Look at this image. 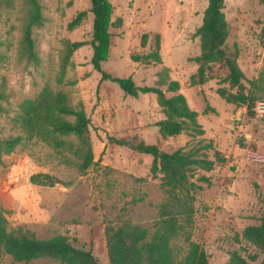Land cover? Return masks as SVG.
<instances>
[{"label": "rangeland", "instance_id": "374dc122", "mask_svg": "<svg viewBox=\"0 0 264 264\" xmlns=\"http://www.w3.org/2000/svg\"><path fill=\"white\" fill-rule=\"evenodd\" d=\"M110 1L113 24L103 69L117 77L132 76L137 85L153 86L159 69L168 66L190 107L198 111L203 133L188 128L177 136L160 138L156 123L164 114L156 95L133 97L115 82L102 81L91 62V45L74 52L64 80H59L65 42L92 38L91 0H40L45 20L33 33L37 62L22 52L28 0H0V92L4 95L0 137H23L13 152L0 156V208L9 229L32 231L42 239L67 235L73 245L92 249L101 264H108L106 229L131 222L153 230L168 201L163 174L151 171L152 156L109 139L134 138L158 144L164 151L182 149L214 161L210 170H195L192 222L172 241L178 256L186 254L189 238L206 251L210 264H231L235 253L248 264H260L264 253L243 237V231L264 217V114L256 111L257 103L264 101V4L225 0L226 49L237 54L244 92L256 99L250 111L247 105L229 103L218 94L220 87L238 90L226 80L229 69L222 63L207 68L204 84L192 83L199 69L196 57L201 54L197 30L208 0ZM81 11H87L86 17L70 28ZM144 34L148 37L142 46ZM157 34L162 64L147 63L143 57L154 50ZM45 88L65 93L72 107L83 104L91 119L95 164L85 173L73 153L76 137H61L68 144L55 148L30 138L20 121L23 101L37 98ZM39 172L68 184L32 183L31 176ZM201 176L207 181H201ZM0 264L66 263L52 257L18 262L6 255Z\"/></svg>", "mask_w": 264, "mask_h": 264}, {"label": "trees", "instance_id": "16d2710c", "mask_svg": "<svg viewBox=\"0 0 264 264\" xmlns=\"http://www.w3.org/2000/svg\"><path fill=\"white\" fill-rule=\"evenodd\" d=\"M264 4V0H259ZM91 12L94 14L93 33L90 41H66L61 60L60 81L64 80L67 67L76 50L91 45L93 49V67L101 73L102 81H112L127 94L139 97L141 93H153L162 108L164 117L156 126L162 139L177 136L188 128L199 129L198 111L192 109L186 96L181 92L180 82L172 78L170 68L163 65L157 72V80L153 86L137 85L132 76H113L102 67V62L108 58L111 34L109 27L113 6L110 0H91ZM29 9L27 22L24 29L22 52L30 61L37 62L38 54L35 49L33 37L34 28L43 25L44 15L40 0H28ZM225 0H208L204 12L202 25L197 30L201 41V54L196 57L199 64L198 73L192 75L193 84H204L208 77L207 68L213 63H222L229 69L227 81L232 87H238L236 92L220 87L217 92L229 103L247 105L250 111L255 108L256 99L244 92L241 82L244 73L237 63V54H230L226 49L229 36V25L225 14ZM87 11H81L69 23L70 28L81 24ZM120 22V19H119ZM148 35L144 34L142 46L146 45ZM154 50L143 59L147 63L162 64L160 54V35L155 36ZM140 60V56H134ZM75 84L76 81H71ZM4 99L0 92V112L4 111L1 101ZM68 117H72L70 120ZM20 121L30 138L37 137L47 144L61 148L68 144L61 137L74 136L78 139V146L73 153L78 157L79 170L85 173L95 164L94 151L90 139L91 119L87 115L83 104L72 107L68 97L63 92H53L45 88L35 99H26L21 104ZM23 137H0V156L13 152L21 143ZM109 139L119 146L127 147L138 153L152 156L151 171L154 175L162 173V187L168 194V201L162 206L159 219L152 230L131 222H124L117 227L106 229V246L108 264H210L206 251L199 243L190 241L186 254L179 257L173 247L172 241L181 235L192 222L194 207L191 203L194 195L191 194L196 186L192 180L196 168L205 170L213 168L214 161L196 157L195 153L184 152L177 149L172 152L162 150L158 144H150L134 138ZM70 147L73 144L70 143ZM219 154V153H217ZM218 156V160L225 161ZM31 182L42 186L66 185L62 179L47 173H35L30 178ZM200 180L207 179L204 176ZM243 237L259 248L264 253V217L259 224L247 226ZM11 256L14 261L30 262L40 257H52L66 264H101L92 249L76 247L67 235H56L48 239L38 238L32 231L22 229L10 230L8 220L0 208V261L4 256ZM231 264H248L247 261L234 254ZM260 264H264V259Z\"/></svg>", "mask_w": 264, "mask_h": 264}, {"label": "built area", "instance_id": "2783aa9c", "mask_svg": "<svg viewBox=\"0 0 264 264\" xmlns=\"http://www.w3.org/2000/svg\"><path fill=\"white\" fill-rule=\"evenodd\" d=\"M256 111L260 114H264V101H259L256 105Z\"/></svg>", "mask_w": 264, "mask_h": 264}]
</instances>
